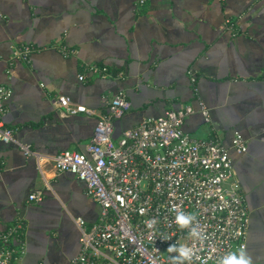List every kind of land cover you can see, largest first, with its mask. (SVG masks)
<instances>
[{"label":"crops","instance_id":"obj_1","mask_svg":"<svg viewBox=\"0 0 264 264\" xmlns=\"http://www.w3.org/2000/svg\"><path fill=\"white\" fill-rule=\"evenodd\" d=\"M22 43L33 47L29 60L13 56ZM0 84L11 89L3 123L44 155L84 150L93 132L95 116L67 113L60 94L106 112L123 91L131 106L113 120L115 136L192 104L183 128L229 147L250 215L245 251L264 264V0H0ZM234 131L247 141L243 153L230 148ZM37 189L42 200H29ZM100 210L74 173L49 160L41 172L34 155L0 141V228L22 221V264H69L80 247L75 217L89 226Z\"/></svg>","mask_w":264,"mask_h":264},{"label":"built area","instance_id":"obj_2","mask_svg":"<svg viewBox=\"0 0 264 264\" xmlns=\"http://www.w3.org/2000/svg\"><path fill=\"white\" fill-rule=\"evenodd\" d=\"M32 50L29 43H22L13 56L29 60ZM60 51L68 54L71 49L62 46ZM89 70L105 75L107 67L91 63ZM10 95V87L0 84V141H12L25 155H34L41 172L42 161L49 160L57 171L74 173L84 180L86 194L100 204L99 217L91 225L86 226L83 217H75L80 247L69 264H172L174 253L167 248L173 243L193 248L190 264H217L228 252L246 250L250 215L229 147L216 136L196 137L184 130L185 117L195 111L192 104L145 116L115 136L113 120L131 106L123 91L106 99V112L73 103L60 94L57 104L67 113L95 116L93 132L84 150L44 155L17 140L13 128L3 123L5 100ZM197 101L204 120L210 121L207 105L200 98ZM230 148L237 153L247 150L239 131H234ZM42 198L40 189L28 194L29 200ZM177 211L195 215L200 239L176 225ZM152 219L157 223L149 228L146 221ZM22 225L17 220L0 228V264H22L24 245L15 243ZM161 236L171 239L165 241Z\"/></svg>","mask_w":264,"mask_h":264},{"label":"clouds","instance_id":"obj_3","mask_svg":"<svg viewBox=\"0 0 264 264\" xmlns=\"http://www.w3.org/2000/svg\"><path fill=\"white\" fill-rule=\"evenodd\" d=\"M196 217L191 213H185L183 211H177L175 216V223L180 229H189V236L195 239L201 238V233L195 226ZM157 221L155 219L146 221L147 227L152 228ZM165 241L170 240L168 236H161ZM167 252L174 253L170 257L172 264H186L193 260L194 251L193 248L186 244H170L167 248ZM217 264H253L252 258L247 252L241 248L239 252H228L217 260Z\"/></svg>","mask_w":264,"mask_h":264},{"label":"flooded vegetation","instance_id":"obj_4","mask_svg":"<svg viewBox=\"0 0 264 264\" xmlns=\"http://www.w3.org/2000/svg\"><path fill=\"white\" fill-rule=\"evenodd\" d=\"M241 188V187H240Z\"/></svg>","mask_w":264,"mask_h":264}]
</instances>
